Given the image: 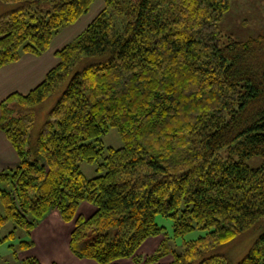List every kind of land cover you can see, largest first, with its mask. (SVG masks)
<instances>
[{"label":"trees","instance_id":"obj_1","mask_svg":"<svg viewBox=\"0 0 264 264\" xmlns=\"http://www.w3.org/2000/svg\"><path fill=\"white\" fill-rule=\"evenodd\" d=\"M42 1L0 0V67L18 60L22 46L47 51L54 33L94 0H49L47 11ZM229 7L230 0H105L41 83L7 97L20 124L58 99L38 129H6L21 160L0 172V228L11 219L32 233L58 210L76 219L77 256L120 264L162 231L160 214L173 219L184 249L165 245L150 262L171 253L157 264H264V170L246 162L264 156V35H225ZM113 127L124 145L98 144ZM83 161L97 162L98 175L87 177ZM83 200L96 206L89 217L76 215ZM196 230L204 234L185 239ZM256 230L234 260L226 249Z\"/></svg>","mask_w":264,"mask_h":264},{"label":"rangeland","instance_id":"obj_2","mask_svg":"<svg viewBox=\"0 0 264 264\" xmlns=\"http://www.w3.org/2000/svg\"><path fill=\"white\" fill-rule=\"evenodd\" d=\"M40 6L43 10H50L52 3L49 0L42 1ZM105 8V0H94L89 11L84 13L78 20L61 27L53 35V39L47 51L34 53L20 48V58L16 61L4 64L0 67V172L8 168H14L21 157L9 138L7 128L32 129L38 127L45 121L47 114L57 102V96L49 98L36 113L25 114L20 124L21 116L12 113L13 106L7 97L13 92L27 94L30 90L41 83L47 73L60 61L57 51L67 44L74 43L84 33L89 23ZM220 29L225 35L232 36L237 41H246L250 37L264 35V0H230V7L225 13ZM227 38H224V42ZM36 117V120L31 118ZM23 123V125H22ZM33 124V125H32ZM28 126V127H27ZM103 147L119 148L124 145V140L117 128H111L97 141ZM247 164L253 168H263L264 156L254 155L246 159ZM82 172L89 178L98 175V163L83 161L80 163ZM96 210V206L83 200L77 209V216L89 217ZM0 211L5 213V207L0 199ZM156 221L164 228L154 236L148 237L138 248L133 257L120 259V264H157L169 263L172 254L163 255L156 261L150 262L149 256L164 254L165 245L173 250L182 252L184 249V238L176 237L174 234V221L170 217L157 215ZM76 226V219L65 221L57 219L55 215L46 217L37 224L32 233L18 226L14 220L9 219L0 228V237L9 236V240L0 245V264H22L27 258H37L41 264H100L92 258H81L77 256L70 247L71 232ZM15 236H11V232ZM204 234L196 230L185 236V239H194ZM260 230L252 231L243 235L239 240L230 245L226 252L234 259H242L252 245L255 243ZM33 242L30 246L23 248L21 241ZM169 249V248H167Z\"/></svg>","mask_w":264,"mask_h":264},{"label":"crops","instance_id":"obj_3","mask_svg":"<svg viewBox=\"0 0 264 264\" xmlns=\"http://www.w3.org/2000/svg\"><path fill=\"white\" fill-rule=\"evenodd\" d=\"M52 214L55 215L57 219H60L61 218L60 212L58 210L52 211L50 214L47 215V217L48 216H51Z\"/></svg>","mask_w":264,"mask_h":264}]
</instances>
